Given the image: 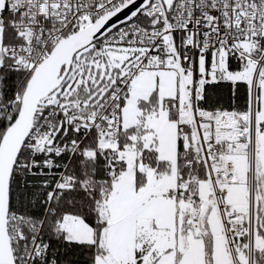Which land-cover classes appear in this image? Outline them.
I'll use <instances>...</instances> for the list:
<instances>
[{
	"label": "snow or ice",
	"instance_id": "snow-or-ice-1",
	"mask_svg": "<svg viewBox=\"0 0 264 264\" xmlns=\"http://www.w3.org/2000/svg\"><path fill=\"white\" fill-rule=\"evenodd\" d=\"M0 264H264V0H0Z\"/></svg>",
	"mask_w": 264,
	"mask_h": 264
}]
</instances>
